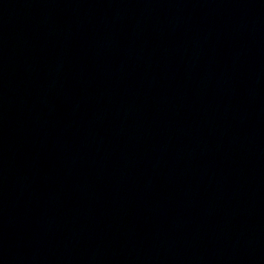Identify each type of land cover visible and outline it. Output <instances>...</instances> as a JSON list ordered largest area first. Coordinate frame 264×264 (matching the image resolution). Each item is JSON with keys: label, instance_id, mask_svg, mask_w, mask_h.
I'll use <instances>...</instances> for the list:
<instances>
[{"label": "water", "instance_id": "water-1", "mask_svg": "<svg viewBox=\"0 0 264 264\" xmlns=\"http://www.w3.org/2000/svg\"><path fill=\"white\" fill-rule=\"evenodd\" d=\"M0 264H264V0H0Z\"/></svg>", "mask_w": 264, "mask_h": 264}]
</instances>
